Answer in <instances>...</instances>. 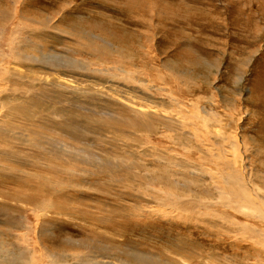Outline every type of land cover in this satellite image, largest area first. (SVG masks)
<instances>
[{
    "label": "rangeland",
    "instance_id": "obj_1",
    "mask_svg": "<svg viewBox=\"0 0 264 264\" xmlns=\"http://www.w3.org/2000/svg\"><path fill=\"white\" fill-rule=\"evenodd\" d=\"M22 3L28 9V16L55 27H49L45 35L25 34L31 36L36 46L27 48L29 54L46 55L41 61L30 60L29 64L32 72L48 81L62 76L57 80L74 85L76 89L64 92L61 99L65 102L60 105L65 106V112L77 117V123L85 125L84 116L95 112V109L88 111L81 107L84 101L121 96L128 104L133 102L142 110L146 108L144 111L160 112L169 117L180 116L183 112L186 121L194 119L191 110L195 113L205 109L210 119L216 120L210 124L218 123L223 134L224 130L238 131L239 154L248 159L235 161L236 157L232 156V165L235 163L238 171H244V167L248 171L253 169L250 172L255 186L264 188V0H0V14L8 15L11 24L18 22L17 17L23 13ZM105 41L111 43L114 51L107 61H102L103 53L109 50L97 49L105 45ZM113 57L123 64L118 63L121 68L116 71L129 73L130 80L112 72L116 63ZM109 115L113 116L106 111L102 116ZM162 131L166 136L150 134L152 138L142 131L144 142L134 148L135 153L148 148L165 151L171 162L188 163L184 173L183 168L170 167L176 177L184 179L198 178L200 172L191 167L203 173L209 171L211 163L207 157L197 151L190 152V148L174 142L168 136L169 131L165 128ZM89 137L87 135L86 139ZM228 140L226 137L225 143ZM100 146L103 152H122L109 143ZM142 159L153 170L161 168L155 158L156 161L148 157ZM77 160L95 162L98 158L79 157ZM56 161L45 162L57 164ZM93 170L95 172L88 173L85 179L88 188L70 191L74 193L72 197L79 203L84 202L81 207L86 206L87 210L106 209L117 220L116 225L108 228L89 225L77 215L65 214L61 216L66 220L64 223H52L41 237L37 238L34 232V241L38 239L43 250L60 256L54 264H65L61 254L69 258V264L77 260V264H91V252L95 247L111 250V259L104 256L98 259L110 264H132L135 261L133 253L149 259L151 264H256L248 251L250 241H242L244 234L237 230L242 225L227 213L213 217V224L205 228L202 219L206 217L202 213L206 210L200 209L201 220L190 217L188 211L182 217L173 216L177 215L175 212L172 217L163 216L168 207L165 205L162 209L158 204H164L163 199H154L150 208L154 213L148 214L142 208L145 202L137 203L138 199L132 197L141 195L139 186L130 188L131 185L120 180L118 175L115 178L105 170ZM175 172L183 175L177 176ZM203 176L200 178L204 179ZM17 187L10 183L6 188L0 186V190L11 197L14 195L11 188ZM83 224L88 226L85 229L90 233L98 234L97 238L92 237L97 242L91 240L93 246L89 249L75 243L87 236L78 229ZM0 231V241L23 245L16 240L17 230L13 226L0 222ZM63 238L73 242L65 244ZM236 238L239 241L232 246ZM54 239L58 244L51 242ZM246 242L248 244H243ZM44 244L50 249H45Z\"/></svg>",
    "mask_w": 264,
    "mask_h": 264
},
{
    "label": "bare ground",
    "instance_id": "obj_2",
    "mask_svg": "<svg viewBox=\"0 0 264 264\" xmlns=\"http://www.w3.org/2000/svg\"><path fill=\"white\" fill-rule=\"evenodd\" d=\"M21 10L23 13L17 17L18 22L12 24L8 15L0 14V186L6 188L10 183L18 186L11 188L14 192L11 197L0 190V222L13 226L17 230L15 235H18V239L16 240L22 241V244L31 250L20 243L8 242L7 244L0 241V264L57 263L60 256L43 250L39 246V240L34 241L36 237L34 232L37 238L46 234V230L51 228L52 223L66 221L61 218L62 215L71 214L73 217L77 215L85 223L100 224L99 226L103 228H108L117 222L109 215V212H106V209L87 210L86 206L81 207L84 202L79 203L72 197L74 193L70 191L77 192L88 188L85 179L88 178V173L95 172L93 168L100 172L105 170L108 174H113L115 178L118 175L120 180L131 185L130 188L139 186L141 195L132 197L138 199L137 203H141L140 200L145 202L142 208H145L148 214L154 213L150 209L154 199H163L164 204L158 205L161 208L165 205L168 207L163 216L170 217L175 212L177 215L173 216L182 217L188 211L190 217L201 220L198 216L202 213L200 209L206 210L202 213L206 217L202 219L204 221L202 227L205 228L213 224V217H218L223 212L227 213L242 225L238 226L237 230L244 234L242 241H250L249 244L247 242L243 244H248V251H251V257L255 258L253 263L264 264V188L255 186L256 183L250 172L253 169L248 171V168L244 167V171L241 169L238 171L235 163L232 165L230 160L232 156L236 157L235 161H245L247 158L239 154L238 131L235 129L233 133L224 130L223 134V130L217 127L218 123L210 124L216 120L210 119L205 109L201 112L197 110L195 113L191 110L192 118L196 120L187 118L186 121L187 116L183 112L180 114L181 117H169L160 112L144 111L146 108L143 107L144 110H142L141 106L138 107L133 102L128 104L122 100V96L119 99L111 98V96L109 100L84 101L81 107L88 111L95 109V112L84 116L85 125L77 123V117L65 112V106L60 105L65 102L61 99L64 92L76 89L74 85L69 81L63 83L57 80L62 76H56V80L48 81L47 78L32 72L29 64L30 60L41 61L46 55L29 54L27 48L36 46L31 36L28 37L25 34L45 35L46 30L52 26L50 23L28 16V9L23 3ZM34 23L41 25L35 26ZM105 42V45L98 46L97 49L101 51L103 48H108L109 50L103 53L100 58L102 61H107L111 52L114 51L111 43ZM148 45L150 47V43ZM112 59L116 61L114 70L111 69L112 72H115L118 77L122 75L130 80L129 73L116 71L121 68L118 63L122 64V61L115 57ZM106 90L108 91L109 88ZM148 106L150 108V105ZM106 111H110L113 116L103 117ZM78 126L82 127L78 128ZM163 128L169 131L168 136L177 144L190 148V152L197 151L202 154V157H207L211 163L209 171L203 173L201 169L191 167L194 171L200 172L197 174L198 178L184 179L176 177L170 167L183 168L184 173L188 163L171 162L165 151L158 152L148 148L135 153L134 148H138L144 142L142 131L151 138L153 136H149L150 134L166 136L162 131ZM106 131L110 135L106 134ZM87 135L90 136L89 139H86ZM226 137H229L228 143H225ZM102 143H109L111 147L117 150L120 148L122 152H103L100 146ZM128 148L133 149V152H130ZM90 156L98 160L95 162L77 160L79 157ZM130 157L133 160H129ZM142 157L155 158L157 162H160L161 168L153 170L152 166L146 165ZM55 160L57 164L45 162ZM70 166H72L71 169ZM146 173H148L147 176ZM175 173L177 176L183 175L181 172ZM202 174L205 175L204 179L200 178ZM261 178L262 176L260 181ZM91 185L93 186L92 183ZM1 217H3L2 221ZM87 227L83 224L78 229L81 233L87 234L85 237H89H82L75 243L89 249L93 246L92 237L97 238L98 234L90 233L85 229ZM97 233L101 234V232ZM63 241L65 244L73 242L66 238H63ZM93 241L97 242V240ZM238 241L239 239L236 238L232 246L237 245ZM51 242L58 244L57 239ZM44 247L47 250L50 249L46 244ZM237 248L241 249V246L238 245ZM110 251L95 247L91 252V264H110L98 260L100 256L111 259ZM61 255L66 260L65 264H69L67 261L69 258ZM132 255L135 260L132 264H151L149 259L137 253ZM77 261L71 262L77 264Z\"/></svg>",
    "mask_w": 264,
    "mask_h": 264
}]
</instances>
